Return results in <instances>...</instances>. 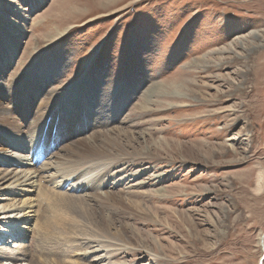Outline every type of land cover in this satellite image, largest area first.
Here are the masks:
<instances>
[{
    "label": "rangeland",
    "instance_id": "374dc122",
    "mask_svg": "<svg viewBox=\"0 0 264 264\" xmlns=\"http://www.w3.org/2000/svg\"><path fill=\"white\" fill-rule=\"evenodd\" d=\"M8 1L17 3L26 22L6 8ZM60 5L65 13L56 16ZM2 65H10L6 81L21 73L18 92L26 91V100L34 88L37 94L33 78L40 77L43 92L67 98L53 136L58 146L64 139L60 149L92 131L114 129L108 146L126 155L115 170L127 165L126 184L143 183L131 194L117 187L102 207L81 192H62L71 196L64 212L84 234L108 251L126 248L127 255L106 263L259 264L264 0H1ZM153 83L163 85L164 96L141 116L136 104ZM81 99L91 103L86 127L78 121L69 126V107ZM57 148H46L47 155ZM97 163L64 161L79 174L101 171L103 162ZM159 190L166 197L159 198ZM90 261L80 263L95 264Z\"/></svg>",
    "mask_w": 264,
    "mask_h": 264
},
{
    "label": "bare ground",
    "instance_id": "6f19581e",
    "mask_svg": "<svg viewBox=\"0 0 264 264\" xmlns=\"http://www.w3.org/2000/svg\"><path fill=\"white\" fill-rule=\"evenodd\" d=\"M4 5L15 16L19 15L25 21L26 15H23L22 9L16 2L8 1ZM65 7L60 5L59 11L53 10L55 15L63 14ZM68 29L69 27L57 30L48 44L64 35ZM19 32V34L24 33L22 29ZM86 66L84 74L89 71L90 65ZM5 67L6 69L4 65L0 67V127L2 128L0 130V243L4 242L5 238L15 241L10 248L2 246L5 242L0 244V264H82L81 261L84 263L91 259L90 262L95 264H110L106 263L110 257L127 255L126 248L119 247L120 249L108 251L106 247L98 245L95 236L84 234L82 224L80 225L64 212L71 196L62 194V192H81L88 203L96 206L98 204L100 207L112 196L117 187L121 188L120 191L131 194L134 191L130 192V190L143 185L142 182L135 185L126 184L125 173L129 169L127 165L119 171L115 170L117 165L123 163L126 155L115 153L114 149L108 146L111 144L109 135L114 129L92 131L93 133L86 139L75 140L82 131L79 127L72 133L75 141L60 149L59 147L64 145V139L59 136L61 140L58 147V142L53 136L57 135L59 128L57 123L60 120V106L66 103L67 98L65 96L58 98L53 92H43L42 87L46 86V82L40 77L39 82L37 78H33L37 94L34 88L33 92H29L26 100L27 92L25 91L23 95L18 92L21 87V73H16L11 80L6 81L4 75L10 65ZM164 93L161 83H153L145 91L142 100L136 104L140 115L152 112V107L156 103L154 99L164 96ZM173 94L183 95L178 92H172L171 95ZM90 104V99L88 101L83 99L76 107L70 106L68 125L74 126L77 121L78 124L80 122L84 124ZM93 117H95L94 122L102 123L99 114H94ZM122 120L121 122L125 123L128 119ZM56 147L59 153L56 150L53 156H48L46 148L54 152ZM37 150H41L46 158L40 164H32L30 154ZM146 153L147 151H144L142 156ZM112 155H115L114 159H108V156ZM102 157H107V160H103ZM69 160L75 162L83 160L90 164L103 162L100 167L98 165L102 170L95 174L85 172L79 174L80 170L64 164V161ZM59 172L65 174L68 172L69 175L63 178L59 176ZM102 185L104 186L101 187ZM158 193H160L159 198L166 197L162 191L159 190ZM31 239H35L34 242H29ZM82 240H84L83 244L78 245L77 242ZM26 242L29 243L28 246ZM258 243L262 249L264 232L260 235ZM80 247L82 248L79 249ZM60 255H64L63 258ZM30 256L33 257L32 260H29ZM89 256L92 257L90 260L87 258ZM59 257L62 259L58 261ZM261 259L263 261L264 258ZM28 261L31 262L26 263ZM113 264H124V262H113Z\"/></svg>",
    "mask_w": 264,
    "mask_h": 264
},
{
    "label": "water",
    "instance_id": "95a60500",
    "mask_svg": "<svg viewBox=\"0 0 264 264\" xmlns=\"http://www.w3.org/2000/svg\"><path fill=\"white\" fill-rule=\"evenodd\" d=\"M262 258H264V257H262ZM259 264H262V259L260 260V263Z\"/></svg>",
    "mask_w": 264,
    "mask_h": 264
}]
</instances>
